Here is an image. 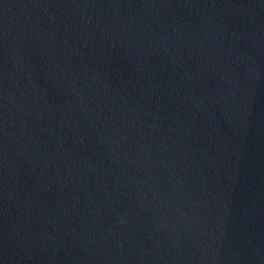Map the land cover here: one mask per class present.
I'll return each instance as SVG.
<instances>
[{"label": "water", "instance_id": "1", "mask_svg": "<svg viewBox=\"0 0 264 264\" xmlns=\"http://www.w3.org/2000/svg\"><path fill=\"white\" fill-rule=\"evenodd\" d=\"M0 264H264V0H0Z\"/></svg>", "mask_w": 264, "mask_h": 264}]
</instances>
